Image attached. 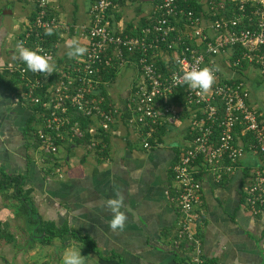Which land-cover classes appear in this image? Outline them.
<instances>
[{"label": "crops", "instance_id": "0c3cea01", "mask_svg": "<svg viewBox=\"0 0 264 264\" xmlns=\"http://www.w3.org/2000/svg\"><path fill=\"white\" fill-rule=\"evenodd\" d=\"M92 1L54 0L52 7L62 21L75 29L89 22ZM190 1L196 3L198 12L206 10L207 0ZM155 2L119 0L110 11L114 29L138 33L148 23ZM35 12V0H0V65L19 60L14 58L16 43ZM56 32L59 39L55 41L58 46L53 61L56 66H62L69 60L67 42L77 38L83 45L84 41L73 32L69 35ZM171 58V52H157L156 60L163 67ZM131 59L124 67L110 69L103 75V95L109 104L122 110L112 131L103 137L106 147L90 150L86 141L63 142L56 158L45 155L39 148L35 130L40 121L34 106L20 98L21 80L18 76H6V80L15 83L0 87V179L3 172L24 176V194L33 201L43 220L57 226L67 224L90 236L104 256L115 253L124 264H192L188 256L172 246L179 213L170 195L173 165L191 138L190 112H181L177 123L162 126L153 148L145 149L135 130L126 123L130 117L126 110L129 96L141 79L138 57ZM216 61L219 68L225 66L230 72V76L221 74L222 77L249 84L245 76L250 67L233 70L228 58L223 56ZM119 74L124 76L122 84L116 83ZM250 77L255 79L254 75ZM251 98L255 101L252 91ZM173 102L178 107L182 105V101L173 99ZM32 115L35 119L26 134ZM94 121L99 126V120ZM258 161L246 154L234 173L221 182L210 176L204 180L199 234L206 264H264V210L254 216L244 208L242 189ZM57 167H62L61 175ZM116 188L125 195L122 211L128 216L122 232L110 229L111 215L101 206V201L113 197ZM14 189L13 185L0 189V236H4L0 239V264H62V256L70 247L81 251L86 264H121L118 258H101L72 237L56 238L48 245L34 242L31 228L35 223L27 215H19L21 202L14 196ZM6 234L13 236V240L7 241Z\"/></svg>", "mask_w": 264, "mask_h": 264}, {"label": "built area", "instance_id": "2783aa9c", "mask_svg": "<svg viewBox=\"0 0 264 264\" xmlns=\"http://www.w3.org/2000/svg\"><path fill=\"white\" fill-rule=\"evenodd\" d=\"M35 1V16L20 41L54 60L58 42L48 44L45 35L51 27L80 36L88 49L48 76L27 71L20 60L0 65L3 75L20 78L22 102L38 108L35 136L40 150L56 158L63 142L76 140L86 141L90 150H103L104 135L122 113L103 95V75L137 56L141 79L129 96L126 123L142 146L152 149L159 128L177 123L181 112H190L191 138L172 168L170 195L179 213L172 246L191 263L203 264L199 206L207 177L219 183L234 173L246 154L255 156L258 164L242 186L243 206L254 216L264 210V111L252 100L246 81L223 78L216 61L226 57L233 70L256 68L264 78V0H207L204 12L180 3L188 0H156L148 23L135 34L113 27L110 11L119 0H93L89 22L75 29L54 13V0ZM160 50L172 54L166 67L156 60ZM193 66L219 68L206 95L198 96L186 84L175 82ZM176 93L183 94L179 107L173 102ZM81 118L89 124L85 126ZM57 171L61 175L62 167Z\"/></svg>", "mask_w": 264, "mask_h": 264}, {"label": "clouds", "instance_id": "9594fccd", "mask_svg": "<svg viewBox=\"0 0 264 264\" xmlns=\"http://www.w3.org/2000/svg\"><path fill=\"white\" fill-rule=\"evenodd\" d=\"M54 29L48 27L45 35L51 36ZM67 56L69 59H79L83 57L88 49L83 46L77 38H73L67 42ZM42 49L33 50L26 47L23 41L16 43V53L26 70L33 73H41L51 75L56 72V65L53 58L48 54H42ZM219 71L218 66H205L197 68L195 66L183 71L178 77L176 83L186 84L191 90L195 91L198 96L209 93L213 85L216 83L215 73ZM125 195L122 190L116 188L113 191V197L106 202L101 201V206L111 215L109 227L112 231H123L128 221V216L122 209L124 208ZM62 264H86V257L81 255V251L74 247L67 248L62 256Z\"/></svg>", "mask_w": 264, "mask_h": 264}, {"label": "trees", "instance_id": "16d2710c", "mask_svg": "<svg viewBox=\"0 0 264 264\" xmlns=\"http://www.w3.org/2000/svg\"><path fill=\"white\" fill-rule=\"evenodd\" d=\"M180 3L184 5L186 8H189V9H192L198 12V8L195 2L188 0V2L186 3H183V2H180ZM58 39H59L58 32H54V34L51 36L47 35V43L50 45L53 42L57 41ZM110 75L115 77V75L112 73ZM107 77L108 75H106V78ZM14 83H13V80H6V76L0 73V87H10ZM182 89L183 88H181L178 92H182ZM182 95H183L182 93H176L174 95V99H179V101H182ZM36 109L38 108L34 107L35 111ZM34 119H35V116L32 115L30 122L28 123V127L25 130L26 134L30 131L31 123ZM81 119H82L83 124L87 126L89 123V120L86 118L85 119L81 118ZM158 135L160 136V133L157 132V137ZM86 138L87 139L90 138V135L87 134ZM244 139L246 140V138ZM159 140L161 139L159 138L158 141ZM23 183H24V176L22 175L15 176V175H11V174H7L6 172H3V178L0 179V189L3 190L9 187H12V185L14 186L15 188L14 196L16 197V199H19L21 202V205L18 210L19 215L21 216L27 215L29 217V221L32 223H35V225L33 224L31 228L32 229L31 236L34 242H40L44 245H48V244H51L53 240L56 238L65 239L67 237H72L84 243L85 245H87L89 249H91L94 253H97L101 258L106 259V260L118 258L120 263L124 264L122 258L118 257L117 254L115 253H112L110 256H104L102 252L99 250L98 245L90 238V236L81 233L76 228L70 227L67 224L57 226L52 221H44L42 216L39 214L37 207L34 205L33 201L24 194V190L22 187ZM6 235H5V238L7 239V241L13 240V236H9V234L7 236ZM3 237L4 236H0V239ZM203 264H206V263L203 262Z\"/></svg>", "mask_w": 264, "mask_h": 264}, {"label": "rangeland", "instance_id": "374dc122", "mask_svg": "<svg viewBox=\"0 0 264 264\" xmlns=\"http://www.w3.org/2000/svg\"><path fill=\"white\" fill-rule=\"evenodd\" d=\"M220 72L222 75L224 74L225 76H230V72L226 69L225 66H221ZM251 75H254L255 79H252V77H250ZM123 79L124 76H122V74H119L118 78L116 79V83L119 82L122 84ZM245 79L249 81L248 87L252 91V95L255 100L254 103L264 111V78L261 76L258 69L249 68V73L246 74Z\"/></svg>", "mask_w": 264, "mask_h": 264}]
</instances>
